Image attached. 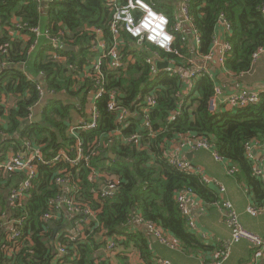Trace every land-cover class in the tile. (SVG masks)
Returning a JSON list of instances; mask_svg holds the SVG:
<instances>
[{
	"label": "trees",
	"instance_id": "1",
	"mask_svg": "<svg viewBox=\"0 0 264 264\" xmlns=\"http://www.w3.org/2000/svg\"><path fill=\"white\" fill-rule=\"evenodd\" d=\"M156 1H159L157 10L175 21V5ZM263 4L264 0H191L193 23L200 33L199 50L203 53L210 50L218 18L223 13L233 25L229 39L234 49L226 65L236 74L250 70L253 54L264 47ZM41 5L37 0H0V50L8 49L3 55L0 51V63L4 60L9 63L0 71V92L11 93L18 99L14 108L0 105V117L7 120L6 125H0V161L11 151H19L26 139L40 145L49 160L61 149L68 151L75 141L67 133L69 122L76 123L75 113L83 110L78 96L84 92L82 85L78 86L77 76L86 61L95 55L89 49L94 34L88 28L102 27L109 35L112 12L106 0H53L47 16L42 13ZM15 21L23 25L22 33H27L30 39L17 34ZM37 25L50 27L54 34L73 41L78 49L62 51L59 61L43 47L32 51L34 38L28 28ZM176 36V48L187 56L191 49L183 44L181 34ZM144 46L156 49L147 43ZM123 54L126 58L132 55L136 60L129 63L118 79L111 74L108 86L117 89L125 105L133 111L153 86H159L158 104L151 111V128L144 127L138 117L131 118L130 124L122 128L123 125L117 124L116 115L107 110L105 99L99 101L98 127L79 132L85 149L95 148L97 153L90 155L88 163L84 161L76 166L64 160L38 163L35 184L17 208H10L8 203L9 191L17 183L12 181L16 175L9 172L5 177L0 169V264H133L131 258L137 253L140 261L135 264H158L142 234L135 235L131 231V223L138 215L143 222L154 223L170 233L186 250L204 248L203 239L190 230L182 216L176 194L189 189L212 204L219 197L199 175L180 171L168 163L169 144L180 135L206 137L255 189L262 188V183L254 176L253 163L246 158L244 145L249 140H264V93L257 104L212 113L208 101L215 85L208 76L199 77L194 88L185 95L177 77L161 73L151 79L150 66L136 44H126ZM183 60L178 56L179 62ZM24 64L34 73L46 72L45 85L50 90L65 91L77 100L50 99L42 111V119L30 121L28 108L39 95L37 82L28 79L21 69ZM87 84L85 79L84 85ZM27 92L29 95L25 96ZM179 109L181 113L169 121L170 114ZM117 128L122 129L121 134L109 142V135ZM134 133L139 135L138 139L129 141ZM111 153L115 154L114 158ZM70 154L75 157L73 152ZM68 172L78 185L71 194L83 205L90 206L96 212L95 217L61 211L58 217L45 218V214L51 212L49 202L67 190L56 183V178ZM92 172L102 175L99 181H117L113 196H96L100 183L90 179ZM261 193L264 195V191ZM6 214L8 223L3 224L1 217ZM18 217H24L20 227L22 234L18 239H10L18 228L10 221ZM83 219L86 221L82 233H72ZM57 226L64 227L54 238ZM110 240L115 242L113 250L108 249ZM60 246L67 249V254L60 252Z\"/></svg>",
	"mask_w": 264,
	"mask_h": 264
},
{
	"label": "built area",
	"instance_id": "2",
	"mask_svg": "<svg viewBox=\"0 0 264 264\" xmlns=\"http://www.w3.org/2000/svg\"><path fill=\"white\" fill-rule=\"evenodd\" d=\"M37 1L43 4V0ZM176 1L177 0H161L163 4L167 3L169 5L176 4ZM106 3L110 6L112 12L111 20L108 24L109 35H106L102 27L88 28V30L94 34L89 49L95 55L92 59L86 61L87 70H85V73L89 84L83 85L82 89L87 96L86 104L91 107V110H86V114L80 117L76 123L70 124L68 135L75 139L74 144L70 145L68 151L65 149L59 150L52 160H49L43 154L40 145L26 139L21 149L14 152L11 158H8L6 161H0V169L4 173L12 172L22 175L19 183L9 191L8 203L10 208L21 206L22 199L34 186L38 175V163L50 164L64 160L76 166L84 161L88 163L90 155H95L97 153L95 148L93 150L85 149L84 141L79 132L96 129L98 127L101 117L98 109L99 101L105 99L107 110L116 115L117 124L123 125L122 128L127 127L130 124V119L133 117L141 119L144 127L151 128V111L158 104L157 90L159 86H153L150 91L147 92L141 105L137 106L138 109L136 111L131 110L125 105L124 99L117 89L108 86V78L111 74L115 76V79H118L126 72L129 63L135 62L136 60L132 55L126 58L123 54L126 44H136L138 51L144 52L143 59L150 66L152 80L158 78L161 73H166L171 77H177L187 92L190 88V91L194 88L197 79L201 76L206 75L213 80L210 70L211 65L218 66L223 71L231 72L226 65V61L234 49L229 39L233 31V25L223 13L218 18L217 26L218 24L223 26L225 35L220 36L216 34L217 32L215 31L210 50L203 53L199 50L201 42L200 33L193 23L191 0L179 1L177 13L180 17L176 22H172L169 15L166 13L157 10L159 1L156 0H106ZM262 10L264 11V4ZM15 23L17 34L23 36L25 40L30 39L27 33H22L23 28L21 26L23 25L18 21H15ZM28 29L34 38L31 49L38 47L40 45V40L44 38L49 46L48 54H50L54 60L59 61L62 58L61 52L65 51L64 49L67 45L74 46L73 41L68 42L63 35L54 34L50 27L37 25L31 26ZM177 33L181 34V41L189 48V45L193 42V55L184 56L180 53L179 49L176 48L175 42ZM145 43L156 47V50H149L144 46ZM0 51L1 55H3L7 53L8 49L4 47L1 48ZM161 52H164V54H175L176 57L163 56ZM262 55H264V47H260L253 54L250 70ZM178 56L184 58V60L179 62ZM164 62H166L167 65L160 68L159 64ZM7 65H9L8 61H2L0 63V71ZM243 73H240V75ZM41 76L46 78V72L42 70ZM186 85H188L187 88ZM37 90L39 97L37 101L28 108V119L30 121L34 120V110L39 106L46 95L43 83L37 82ZM221 92V87L215 86L214 94L208 101V108L212 113H217L220 110H235L248 105L257 104L261 100L262 94L253 89L234 91L228 95H223ZM2 104H4V99L0 93V105ZM180 113V109L175 110L170 114L168 120H175ZM121 130L122 129L117 128L111 133L109 135V142L114 136L120 135ZM152 135H154V133H152ZM138 137L139 135L134 133L128 140L135 141ZM178 139H180V145L184 148L186 147L190 150H198L200 148L212 150L218 161L226 162L224 156L221 155L213 146L212 142L204 136L197 137L185 134L180 135ZM262 146L263 144L258 139H253L245 143L244 149L246 158L253 163L254 175L261 179L264 184V171L254 162L256 150ZM70 152H73L75 157H72ZM167 161L171 166L180 171L199 175L202 181L208 185L219 186L220 193L225 191V187L218 179L208 176L202 167L195 165L191 161L179 156L169 155H167ZM228 172L234 173L235 168L231 167L228 169ZM101 177L102 175L97 172H92L90 175V179L100 183V187L95 191L96 196L99 198L113 196L117 190V181L112 179L99 181ZM56 183L66 187L67 190L65 193H60L49 202L51 212L45 214L46 219L58 217L63 210L71 215L82 214L88 217H95L96 212L93 211L90 206L83 205L76 200L75 195L71 194L72 191H75L78 187L77 181L71 173H60L56 178ZM193 195L195 194L189 189L180 190L176 194L178 208L182 216L186 219L191 231L198 234L205 241L215 240L213 235L199 227L191 213L190 201ZM218 206L221 209L231 235L230 241L224 243L223 246L229 248L232 244L247 241L258 254L264 257V236L247 229L242 224L238 211L230 201L224 199L218 203ZM247 211L253 215L264 213V202L261 204L252 203L247 208ZM139 220L142 221V218L139 217ZM85 221V219L81 220L74 234L77 235L82 233V225ZM10 222L18 226L17 230L10 236V239H18L22 234L20 227L24 224V217L12 219ZM3 224L5 223L3 222ZM146 225L150 233L161 243L169 247L176 246L173 237L163 228L154 223H146ZM114 248L115 242L110 240L108 249L113 250ZM60 252L62 254H67V249L64 246H60ZM222 258L226 259V255L224 254ZM157 263L174 264L169 259H162Z\"/></svg>",
	"mask_w": 264,
	"mask_h": 264
},
{
	"label": "crops",
	"instance_id": "3",
	"mask_svg": "<svg viewBox=\"0 0 264 264\" xmlns=\"http://www.w3.org/2000/svg\"><path fill=\"white\" fill-rule=\"evenodd\" d=\"M179 1L180 0H177V3L173 4L175 5L176 10L175 22L180 17V15L177 13L179 8ZM50 2L51 0H43L41 11L44 16H47ZM216 32V34L220 36L225 35L224 28L221 24H218V26L216 27ZM46 42L47 41L42 38L40 40V45L31 50L37 51L41 49V47H43L44 49H47L48 53L49 46ZM189 46L192 49L190 54H188L190 56L193 55L194 51L193 42ZM74 48L76 51L78 49V46H74ZM148 49L152 51L156 50L155 48L151 49L149 47ZM86 68L87 63L82 66V69L78 73L77 78L80 82L78 86L84 85L85 79L87 78L85 73V70H87ZM21 69L24 71V74L28 79L43 83V88L46 92L43 101L36 108L37 110H34L35 118H37L38 115H42V111L44 107L50 103V99L58 98L67 102H73L77 100L76 96L72 97L65 91L58 93L56 91L50 90L47 85H45V77L43 78L41 76L42 70L38 71V73H34L33 71H31V69H28V66H25V64L24 66H21ZM210 70L212 73V81L214 82V85L221 87V93L223 95H228L229 93L243 89H253L255 91L264 93V55H262L258 59V61L254 64L250 71L241 75L236 74L233 71H223L215 65H211ZM187 87L188 85H186V88ZM190 89L187 92L183 88V94H188L190 92ZM82 91L84 92L83 89ZM0 93L2 94V97L4 99V104H2V106L10 108H14L16 106V102L18 99L15 95H12L8 92ZM28 94V92L25 93V96ZM19 95L21 96L20 93ZM86 100L87 96L85 92L84 94L82 93L81 97L78 96V103L80 107H83V110L77 111L75 113L74 116L76 117V120L86 114V110H91V107L86 104ZM6 122L7 120L5 118L0 117L1 126L6 125ZM70 124L71 122H69V126ZM259 141L263 144V146L256 150L254 162L257 163L264 171V140ZM13 155L14 152L11 151L4 161L8 160V158H11ZM168 155L179 156L188 161H191L197 166L202 167L208 176L214 177L222 183V185L225 187V191L223 193H220L219 186L211 185L219 197V200L214 204L206 203L197 195H193L191 198V213L197 224L204 231L215 237V240H203L205 247L200 250H186L185 247L180 242H178L170 233L169 234L176 242V246L169 247L161 243L155 236L150 233L146 223L139 220L140 216H136L134 218V221L131 223V231L135 235L142 234V236L146 239L148 243L147 245L152 253V258L154 259V261L159 262L162 259H169L174 264H264V257L258 254V252L253 249L247 241H241L239 243L232 244L229 248H225L223 246L224 243L230 241L231 235L230 230L225 223L221 209L218 206V203L224 199L230 201L238 211L242 224L247 229L264 236V213L253 215L252 213L247 211V208L252 203L261 204V202H264V195L263 193H261L264 191V184L262 183L261 179L257 178L254 175L263 185L261 189H255L254 185H251L249 181L241 173H239L240 171L238 170V168L233 166L230 161H218L216 159L215 153L212 150H208L205 148H200L198 150H190L186 147L184 148L180 145V139H174L170 142ZM231 167L235 168L234 173L228 172V169H230ZM9 175V172L4 174L5 177ZM15 175L16 177L14 176V179H12V181L14 182V184L17 182V185L21 180L22 175L18 173H15ZM63 212L67 213V211L65 210H63ZM6 217L8 221V214L1 217L2 221ZM224 254L226 255V259L222 258ZM131 261L133 264L140 261L139 254H134L131 258Z\"/></svg>",
	"mask_w": 264,
	"mask_h": 264
},
{
	"label": "water",
	"instance_id": "4",
	"mask_svg": "<svg viewBox=\"0 0 264 264\" xmlns=\"http://www.w3.org/2000/svg\"><path fill=\"white\" fill-rule=\"evenodd\" d=\"M64 50H66V51H69V50H75V48H74V46H72V45H67V46L65 47ZM166 65H167L166 62H164V63H160V64H159V67H160V68H163V67H165ZM41 118H42V115H38V117H37V118H34L33 121H39V120H41ZM110 155H111V157H113V158L115 157V154H113V153H111ZM189 157H190V156H189ZM3 221H4V222H7V217L4 218ZM63 227H64V226H63ZM63 227H61V226H57V227H55V229H54V238H55L56 234L59 232V230H61Z\"/></svg>",
	"mask_w": 264,
	"mask_h": 264
},
{
	"label": "rangeland",
	"instance_id": "5",
	"mask_svg": "<svg viewBox=\"0 0 264 264\" xmlns=\"http://www.w3.org/2000/svg\"><path fill=\"white\" fill-rule=\"evenodd\" d=\"M37 110V109H36ZM71 124H74V123H71ZM69 132V128H67V133Z\"/></svg>",
	"mask_w": 264,
	"mask_h": 264
}]
</instances>
